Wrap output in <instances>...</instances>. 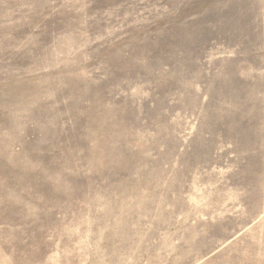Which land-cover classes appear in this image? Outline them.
I'll list each match as a JSON object with an SVG mask.
<instances>
[{
  "label": "rangeland",
  "instance_id": "rangeland-1",
  "mask_svg": "<svg viewBox=\"0 0 264 264\" xmlns=\"http://www.w3.org/2000/svg\"><path fill=\"white\" fill-rule=\"evenodd\" d=\"M0 264H264V0H0Z\"/></svg>",
  "mask_w": 264,
  "mask_h": 264
}]
</instances>
